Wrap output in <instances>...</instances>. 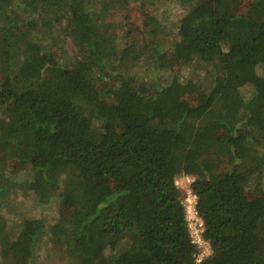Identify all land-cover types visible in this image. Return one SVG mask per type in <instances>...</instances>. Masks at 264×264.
<instances>
[{
    "label": "trees",
    "instance_id": "16d2710c",
    "mask_svg": "<svg viewBox=\"0 0 264 264\" xmlns=\"http://www.w3.org/2000/svg\"><path fill=\"white\" fill-rule=\"evenodd\" d=\"M109 1L0 0V198L20 187L40 205L47 190L59 199L52 222L3 203L0 264H38L46 234L76 264H264V189L248 196L264 185V0L250 14L225 11L241 0H169L142 38L108 29ZM175 6L167 34L160 15ZM182 175L211 247L200 261Z\"/></svg>",
    "mask_w": 264,
    "mask_h": 264
},
{
    "label": "rangeland",
    "instance_id": "374dc122",
    "mask_svg": "<svg viewBox=\"0 0 264 264\" xmlns=\"http://www.w3.org/2000/svg\"><path fill=\"white\" fill-rule=\"evenodd\" d=\"M167 1L169 0H154V3L157 2V6H152V3L149 4V2H146V5L143 6L141 0H127L121 3L117 0H111L109 1L108 7L105 9L103 15L104 23L111 32L117 34L120 38L125 37L127 33L137 36L138 38H142L143 36H146L144 35L145 32H148L151 27L149 25V16L155 13L154 10L162 12L161 10L163 7H166L168 3ZM252 7L253 0H241L240 2H235L231 5H228L225 8V11H239L250 14L253 10ZM183 12L184 10L182 6H175L173 10L168 11L166 14L160 15L161 29L165 33L168 32L167 34H171L173 30L172 26H174L173 22ZM122 43L124 44L125 42L123 41ZM60 47L63 53L61 54L58 48H55V52L58 54L57 50L59 51L62 61L64 63L66 62L68 67H75L77 62H75L76 60L74 57L76 55L77 48L72 39L69 37H64V41ZM127 52L128 50H126L124 54L125 56L127 55ZM163 62H171L175 66L179 65L178 62H175L174 56L169 55L167 52L164 53ZM145 64L146 63H142V65ZM191 69L193 70V68ZM113 88L114 81L104 84L101 87L103 97L110 99L113 96ZM187 99L191 102V104H196L193 95L188 94ZM202 158L212 160L215 163L218 172H223L230 166V160L225 155L217 156L215 154L207 153L204 154ZM26 169L27 165L25 164L16 163L14 161L8 162V171L11 170L14 172L11 175L16 173L19 174L18 183L26 180L27 177L25 176L26 173L24 172ZM6 175L9 176L10 174L6 173ZM177 178L180 180V188H182V190H185L187 183H191L193 180L192 176H179ZM54 189H57V191H55L60 193L63 189V183L58 184L57 187H54ZM263 189L264 185L261 182L254 181L252 190L248 193V196L252 197L259 195ZM55 195L56 193L52 194L49 190H47L42 195V199L43 202L44 200H47L48 203L40 205L37 199L38 197L33 191L26 190V192H24L22 188L18 187L15 189L10 198L6 200L0 198V213L3 211V203L7 201L11 206H17L16 210H8L9 213L12 212L13 217L20 215L18 218H21V214L25 215L26 217L39 216L52 222L59 207V199ZM16 222L17 218L12 224ZM48 236L49 235L46 234L44 241L42 242V247L38 249V264H76L73 259L67 256L62 249L57 247ZM25 260H28V256L25 257Z\"/></svg>",
    "mask_w": 264,
    "mask_h": 264
},
{
    "label": "built area",
    "instance_id": "2783aa9c",
    "mask_svg": "<svg viewBox=\"0 0 264 264\" xmlns=\"http://www.w3.org/2000/svg\"><path fill=\"white\" fill-rule=\"evenodd\" d=\"M185 177L189 176L186 175ZM176 184L180 187V180L178 178L176 179ZM182 202L185 207L186 221L190 236L199 249L197 260L200 261L211 253V247L209 242L203 236L204 221L197 210L198 197L191 190L190 182L187 183L186 189L183 190Z\"/></svg>",
    "mask_w": 264,
    "mask_h": 264
}]
</instances>
